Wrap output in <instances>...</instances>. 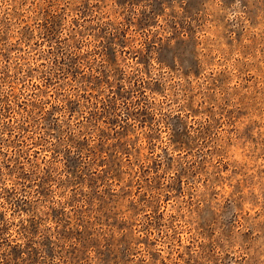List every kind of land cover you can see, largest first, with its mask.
<instances>
[{"label":"rangeland","instance_id":"rangeland-1","mask_svg":"<svg viewBox=\"0 0 264 264\" xmlns=\"http://www.w3.org/2000/svg\"><path fill=\"white\" fill-rule=\"evenodd\" d=\"M0 264H264V0H0Z\"/></svg>","mask_w":264,"mask_h":264}]
</instances>
